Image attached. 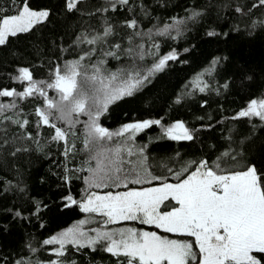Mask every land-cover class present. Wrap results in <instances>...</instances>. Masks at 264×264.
Returning a JSON list of instances; mask_svg holds the SVG:
<instances>
[{"label":"trees","instance_id":"trees-1","mask_svg":"<svg viewBox=\"0 0 264 264\" xmlns=\"http://www.w3.org/2000/svg\"><path fill=\"white\" fill-rule=\"evenodd\" d=\"M112 2L116 3L114 11L110 0H81L77 4L79 11L70 13L65 9V0H28L31 8L50 9L52 14L32 31L9 37L8 42L0 46V90H24L26 81L21 84L12 79L22 67H28L35 80L51 82L53 69L58 64L77 59L81 54L73 44L75 37L88 26L102 30L104 21L108 20L115 32L109 37V43H119L122 51L130 46L128 37L131 36V47L143 44L145 53L143 60L122 54L119 60L108 58L106 67L112 71L133 64L144 70L165 54L173 51L178 54L176 60H169L132 96L110 105L100 118L101 125L112 131L129 123L161 120L160 125L154 124L135 133L130 141L145 148L153 175L168 176V181L175 183V178L162 165L178 167L177 161L172 159L177 153L180 162L201 158L212 161L229 151V146L242 151L257 167L264 166V121L258 117L233 119L252 99L264 96V27H251L253 21L264 20V5H260L259 0H129V5ZM20 4L21 0H0V15L15 14ZM141 5L148 15H144ZM237 7H241L243 13L236 12ZM192 10L202 15L182 24L179 37L174 29L171 36L153 35L149 39L146 35L150 29L155 32L154 25L171 24L173 17L187 18ZM133 18L138 21L135 30L125 26V22ZM213 30L220 35H207ZM135 31L141 35H133ZM153 43L159 47H152ZM97 56L99 52L93 56L92 63ZM217 57L226 59L216 65L215 71H206ZM205 82L208 87L199 91ZM225 83L227 88L223 87ZM46 91L49 98L57 96L54 89ZM13 99L17 107L3 115L12 120H27L28 124L21 126L8 120L0 124V128L6 129L3 135L10 140L17 138L14 145L0 150V264H16L17 260L25 264L29 260L48 264L58 259L52 250L59 245H43L42 242L89 218L78 205L65 200L71 195L80 201L87 187L84 178L89 165L87 153L82 150L83 125H76V137H69L67 145L64 141H54L52 127L37 126L36 110L45 106L44 97L38 93L23 99L0 97V103L8 104ZM85 119L80 116L81 121ZM177 121L184 122L192 131L193 140L176 141L164 135L163 128ZM56 123L57 127H64L61 122ZM73 142L75 150L65 155V147L71 148ZM15 149L21 151L13 156L10 153ZM148 186L152 185H143ZM121 190L125 189H91L98 193ZM17 212L21 215L16 216ZM92 216L96 220L101 218L98 214ZM122 225L157 231L172 239H194L138 222ZM83 226L89 235H92L91 229L102 227L99 223ZM115 226L120 225L109 227ZM65 247L67 254L59 259L66 264H117V258L99 246L96 250L86 247L80 251L76 245Z\"/></svg>","mask_w":264,"mask_h":264},{"label":"snow or ice","instance_id":"snow-or-ice-1","mask_svg":"<svg viewBox=\"0 0 264 264\" xmlns=\"http://www.w3.org/2000/svg\"><path fill=\"white\" fill-rule=\"evenodd\" d=\"M80 2L65 0L66 11H79L77 4ZM116 2L129 5V0ZM110 3L114 11L116 3L112 0ZM259 4L264 5V0H259ZM253 7L257 5L253 4ZM141 9L144 15L149 14L143 5ZM235 11L243 13L241 7ZM51 14L50 9H33L28 0H21L15 14L0 15V46L5 45L9 37L28 33L45 23ZM201 15V12L192 10L187 18L173 17L171 24L165 23L162 27L154 25L155 32L150 29L146 35L149 39L153 35L171 36L174 29L179 37L182 35L180 26ZM258 25L264 27V20L253 21L251 27L255 29ZM125 26L135 30L138 21L133 18L126 21ZM113 35L114 27L108 20L104 21L102 30L88 26L73 41L81 54L77 59L58 64L53 69L51 82L35 80L32 71L22 67L12 79L21 84L26 81L24 90H0V97L23 99L37 93L44 97L45 106L36 110L39 117L37 126L43 124L52 127L54 141H64L67 145L69 137H76V125H83L82 150L87 153L86 163L89 165L88 175L84 178L87 187L80 201L71 195L65 200L78 205L83 213L89 214V218L42 242L43 245H59L52 250L58 259L50 260L48 264H66L59 259L66 256V245H76L77 251L86 247L96 250L99 246L102 251L116 257L117 264H264V166L257 167L246 159L242 151L230 146L229 151L212 161L201 158L180 162L177 153L172 159L177 161L178 167L162 165L175 178L176 182L171 183L168 176L153 175L143 146L130 143L135 133L154 124L160 125L161 120L129 123L115 131L101 125L100 118L108 112L110 105L132 96L169 60L178 58L173 51L159 57L157 62L144 70L133 64L129 68L112 71L106 67L108 58L119 60L122 54L143 60L145 55L143 44L131 47V36L128 37L130 46L121 51L119 43H109V37ZM133 35L140 36L141 33L135 31ZM207 35L217 36L220 33L213 30ZM152 47L159 46L153 43ZM97 52L99 56L92 63ZM222 59L226 58H215L206 71H215ZM207 87L205 82L199 91L203 92ZM223 87L227 88L228 84L225 83ZM46 89H54L57 96L49 98ZM16 107L15 99L8 104L0 103V116L3 117L0 124L4 120L21 126L28 124L27 120H12L3 115L8 109ZM80 116L86 119L81 121ZM243 117H258L264 121V97L252 99L233 119ZM56 122H61L64 127H57ZM5 132L6 129L0 128V150L14 145L17 139H8L3 135ZM163 133L176 141L194 139L192 131L182 121L164 127ZM74 150L73 142L71 148L65 147V155ZM18 151L21 149H15L10 154L14 156ZM154 181L159 183L154 185ZM145 184L152 186L143 187ZM92 188L125 190L99 194L91 191ZM92 214H99L101 218L96 220ZM15 215L20 216L21 213ZM129 221L154 225L165 233L194 239H172L157 231L129 226L109 227ZM87 223H99L102 227L91 229L94 235H89L82 228ZM28 247L36 252L31 245ZM16 264L25 262L17 260ZM26 264L42 262L29 260Z\"/></svg>","mask_w":264,"mask_h":264},{"label":"rangeland","instance_id":"rangeland-1","mask_svg":"<svg viewBox=\"0 0 264 264\" xmlns=\"http://www.w3.org/2000/svg\"><path fill=\"white\" fill-rule=\"evenodd\" d=\"M264 97V96H263ZM249 104V103H248ZM121 191H124V190H121ZM98 193V192H97ZM99 194H103V193H99ZM99 215V214H98ZM130 222H135V221H130ZM121 226V225H120ZM122 226H126V225H122ZM154 226V225H153ZM115 227H119V226H115ZM129 227H133V226H129ZM83 230H85L84 226H82ZM143 230H146V229H143ZM162 230V229H160ZM149 231V230H148ZM92 235H94V233L92 232Z\"/></svg>","mask_w":264,"mask_h":264}]
</instances>
